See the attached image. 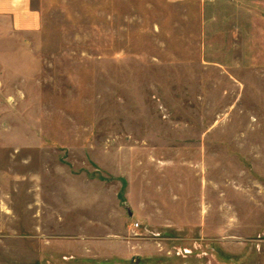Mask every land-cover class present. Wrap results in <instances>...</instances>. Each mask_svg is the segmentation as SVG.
Segmentation results:
<instances>
[{"label": "rangeland", "instance_id": "rangeland-1", "mask_svg": "<svg viewBox=\"0 0 264 264\" xmlns=\"http://www.w3.org/2000/svg\"><path fill=\"white\" fill-rule=\"evenodd\" d=\"M29 10L0 17V264H264V0Z\"/></svg>", "mask_w": 264, "mask_h": 264}, {"label": "crops", "instance_id": "crops-1", "mask_svg": "<svg viewBox=\"0 0 264 264\" xmlns=\"http://www.w3.org/2000/svg\"><path fill=\"white\" fill-rule=\"evenodd\" d=\"M186 0H169L171 3H180ZM30 0H0V17H15V9L21 10L18 14L20 20H32L35 16L29 10ZM26 12V14H25ZM13 22V21H12Z\"/></svg>", "mask_w": 264, "mask_h": 264}]
</instances>
